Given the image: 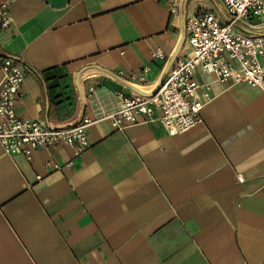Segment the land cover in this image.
I'll return each mask as SVG.
<instances>
[{
	"label": "crops",
	"instance_id": "crops-1",
	"mask_svg": "<svg viewBox=\"0 0 264 264\" xmlns=\"http://www.w3.org/2000/svg\"><path fill=\"white\" fill-rule=\"evenodd\" d=\"M2 3L12 25L0 27V54L26 71L18 115L93 122L79 155L65 144L10 155L0 144V264H264L261 89L199 70L213 98L175 135L159 121L118 129L111 116L115 91L162 79L188 16L224 14L217 0H180L175 12L167 0ZM143 66L144 85L119 75Z\"/></svg>",
	"mask_w": 264,
	"mask_h": 264
},
{
	"label": "built area",
	"instance_id": "built-area-1",
	"mask_svg": "<svg viewBox=\"0 0 264 264\" xmlns=\"http://www.w3.org/2000/svg\"><path fill=\"white\" fill-rule=\"evenodd\" d=\"M172 12L180 0H167ZM224 14L202 10L186 19L185 43L168 60L167 71L151 91L125 93L115 91L119 106L112 116L118 129L139 123L161 122L168 133H184L201 121V112L212 98V84L197 78L199 70L218 81L233 80L258 87L264 92V32L244 30L264 23V0H217ZM12 25L7 3L0 4V27ZM155 56L163 53L157 49ZM0 144L10 155H31L32 150L65 144L79 155L91 142L87 132L93 122L83 119L74 125L57 127L44 120H28L17 113L26 77L23 66L11 56L0 54ZM150 68L143 66L120 77L130 87L149 81ZM55 168L61 165L54 164ZM40 178V177H39ZM241 180L243 178L240 177Z\"/></svg>",
	"mask_w": 264,
	"mask_h": 264
},
{
	"label": "water",
	"instance_id": "water-1",
	"mask_svg": "<svg viewBox=\"0 0 264 264\" xmlns=\"http://www.w3.org/2000/svg\"><path fill=\"white\" fill-rule=\"evenodd\" d=\"M51 5L60 7L66 4L67 0H47Z\"/></svg>",
	"mask_w": 264,
	"mask_h": 264
}]
</instances>
